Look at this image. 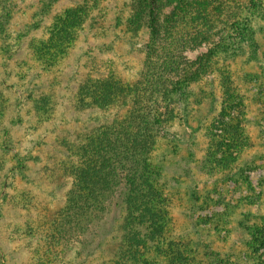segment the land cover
<instances>
[{"label": "rangeland", "instance_id": "1", "mask_svg": "<svg viewBox=\"0 0 264 264\" xmlns=\"http://www.w3.org/2000/svg\"><path fill=\"white\" fill-rule=\"evenodd\" d=\"M236 1L240 12L226 7L209 38L183 53L207 68L166 103L149 155L166 223L139 264H264V0ZM79 4L74 40L40 55ZM169 12L145 0H0V264L49 262L47 227L68 201L74 165L130 113L151 25ZM110 78L124 92L96 100L92 88ZM116 192L50 252L52 264L117 258L131 235Z\"/></svg>", "mask_w": 264, "mask_h": 264}, {"label": "trees", "instance_id": "2", "mask_svg": "<svg viewBox=\"0 0 264 264\" xmlns=\"http://www.w3.org/2000/svg\"><path fill=\"white\" fill-rule=\"evenodd\" d=\"M150 2L159 10L170 7V12L161 24L151 25L144 72L132 89V109L82 149L81 162L74 165L76 176L68 201L47 227V264L53 262L50 252L69 233L79 232L83 222L102 210L116 191L128 205L125 227L131 236H126L122 252L110 264H139L148 242L162 235L166 223L161 208L163 199L151 177L149 155L164 128L166 103L182 95L185 87L200 79L207 68L204 56L190 60L183 53L209 38L226 7L232 15L240 9L236 0H145V6ZM84 16L83 4L62 14L52 30L49 48L40 49V55L45 51L50 55L58 43L72 42ZM238 24L236 21L235 27ZM118 82L114 78L99 82L92 88L94 98L102 102L116 100L124 92Z\"/></svg>", "mask_w": 264, "mask_h": 264}]
</instances>
